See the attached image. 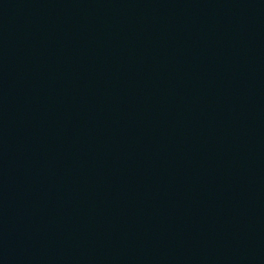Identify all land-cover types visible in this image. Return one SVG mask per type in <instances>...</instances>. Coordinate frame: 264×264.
Returning <instances> with one entry per match:
<instances>
[{"label": "water", "instance_id": "1", "mask_svg": "<svg viewBox=\"0 0 264 264\" xmlns=\"http://www.w3.org/2000/svg\"><path fill=\"white\" fill-rule=\"evenodd\" d=\"M0 264H264V0H0Z\"/></svg>", "mask_w": 264, "mask_h": 264}]
</instances>
